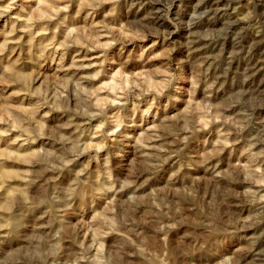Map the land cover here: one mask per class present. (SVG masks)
<instances>
[{"label": "rangeland", "instance_id": "rangeland-1", "mask_svg": "<svg viewBox=\"0 0 264 264\" xmlns=\"http://www.w3.org/2000/svg\"><path fill=\"white\" fill-rule=\"evenodd\" d=\"M0 264H264V0H0Z\"/></svg>", "mask_w": 264, "mask_h": 264}, {"label": "bare ground", "instance_id": "bare-ground-1", "mask_svg": "<svg viewBox=\"0 0 264 264\" xmlns=\"http://www.w3.org/2000/svg\"><path fill=\"white\" fill-rule=\"evenodd\" d=\"M8 174H10V173H4L2 176H3V177H8ZM3 177H2V178H3ZM5 179H6V178H5Z\"/></svg>", "mask_w": 264, "mask_h": 264}]
</instances>
